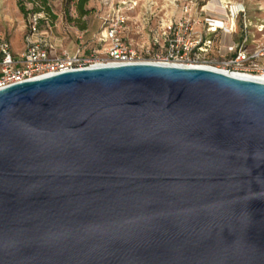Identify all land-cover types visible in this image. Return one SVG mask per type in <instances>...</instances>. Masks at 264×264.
I'll return each mask as SVG.
<instances>
[{"label":"water","instance_id":"1","mask_svg":"<svg viewBox=\"0 0 264 264\" xmlns=\"http://www.w3.org/2000/svg\"><path fill=\"white\" fill-rule=\"evenodd\" d=\"M0 264H264V82L137 63L0 89Z\"/></svg>","mask_w":264,"mask_h":264},{"label":"rangeland","instance_id":"2","mask_svg":"<svg viewBox=\"0 0 264 264\" xmlns=\"http://www.w3.org/2000/svg\"><path fill=\"white\" fill-rule=\"evenodd\" d=\"M229 9H220L218 0H86L79 8V0H48L51 14L48 21L39 22L40 32H47L48 40L55 47L56 56L79 53L85 60L99 61L104 43L101 33L104 19L112 14L113 5L123 8L128 20L122 32V40L145 61L156 60L165 54L163 33L170 23L178 19L193 22V31L206 36L207 20L223 21L225 28L207 38L213 44L229 46L242 43L246 47L264 46V0H229ZM27 10L33 5L25 3ZM208 5V6H207ZM232 6L237 11L234 26L230 23ZM210 9V10H209ZM31 13L22 15L15 0H0V33L9 40L13 53L24 49ZM156 41H158L156 43ZM98 51L100 54H95ZM213 50L200 66L217 67L220 64Z\"/></svg>","mask_w":264,"mask_h":264},{"label":"built area","instance_id":"3","mask_svg":"<svg viewBox=\"0 0 264 264\" xmlns=\"http://www.w3.org/2000/svg\"><path fill=\"white\" fill-rule=\"evenodd\" d=\"M221 7L222 3L220 9ZM123 10L121 6L113 5L112 14L104 19L100 39L104 43L100 52L104 57L99 61L85 60L79 53L56 56L55 47L49 42L47 32H40L38 28L39 22L44 19L42 14L30 15L24 49L19 54L13 53L9 40L0 33V89L96 64L108 66L162 62L179 67L200 66L213 50H216L215 53L221 60L219 66L210 67L213 70L228 75L264 77V46L246 47L247 38L241 44H213V40L207 38V35L221 32L224 28H216L214 23L217 20L212 18L207 20L205 37L193 31V22L189 19H178L170 23L163 33L165 54L156 60L145 61L138 56L136 49L122 40L121 35L128 20ZM237 13L234 11L232 16L231 12L230 17L234 19ZM94 53L100 54L98 51Z\"/></svg>","mask_w":264,"mask_h":264},{"label":"trees","instance_id":"4","mask_svg":"<svg viewBox=\"0 0 264 264\" xmlns=\"http://www.w3.org/2000/svg\"><path fill=\"white\" fill-rule=\"evenodd\" d=\"M86 0H79L78 6L82 8ZM16 6L19 12L26 16L28 13L32 14H44L47 17L54 19L55 17L50 12V7L48 6V0H15ZM25 3H30L33 5V8L29 11L26 8ZM30 17V16H29ZM44 17L43 21L47 22L48 20Z\"/></svg>","mask_w":264,"mask_h":264},{"label":"bare ground","instance_id":"5","mask_svg":"<svg viewBox=\"0 0 264 264\" xmlns=\"http://www.w3.org/2000/svg\"><path fill=\"white\" fill-rule=\"evenodd\" d=\"M220 2V4L222 3V10L224 9H229L228 5L231 4V3H227L225 2L224 0H218ZM231 12H232V16L234 14V9H232V7L230 8ZM230 23L233 25L234 24V19H230ZM214 26L216 28H225V23L223 21H216V23H214ZM153 64V62H152ZM154 64H159V65H168V64H163L162 62H154ZM101 66H105L103 64H96L94 66H92V68L94 67H101ZM108 66H115V65H108ZM168 66H174V65H168ZM179 67V66H178ZM192 67H198V68H205V69H212L213 68H210L208 66H192ZM90 68V67H89ZM233 76H236V77H240V78H245V79H251V80H255V81H259V82H264V77H251V76H244V75H233Z\"/></svg>","mask_w":264,"mask_h":264},{"label":"crops","instance_id":"6","mask_svg":"<svg viewBox=\"0 0 264 264\" xmlns=\"http://www.w3.org/2000/svg\"><path fill=\"white\" fill-rule=\"evenodd\" d=\"M224 1L227 2V3H233V2H231V1H229V0H224ZM235 7H236V6H232V9L235 10Z\"/></svg>","mask_w":264,"mask_h":264}]
</instances>
